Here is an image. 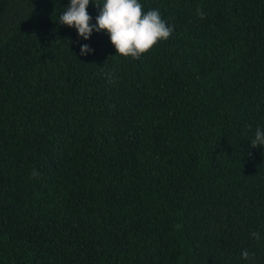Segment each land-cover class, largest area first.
Returning <instances> with one entry per match:
<instances>
[{
    "label": "trees",
    "instance_id": "1",
    "mask_svg": "<svg viewBox=\"0 0 264 264\" xmlns=\"http://www.w3.org/2000/svg\"><path fill=\"white\" fill-rule=\"evenodd\" d=\"M138 2L134 59L0 0V264H264V0Z\"/></svg>",
    "mask_w": 264,
    "mask_h": 264
},
{
    "label": "clouds",
    "instance_id": "2",
    "mask_svg": "<svg viewBox=\"0 0 264 264\" xmlns=\"http://www.w3.org/2000/svg\"><path fill=\"white\" fill-rule=\"evenodd\" d=\"M89 0H70V4L60 16V24L75 27L77 35L87 41L93 32L105 31L114 46L116 55L138 59L149 52L158 41L167 40L173 32V26L166 25L157 9L145 12L138 0H104L103 5L94 4L99 8L96 23L90 25L91 17L87 12ZM201 19L203 12L198 10ZM93 50L88 44L80 46V55L91 54ZM252 148L264 149V129L257 128L255 138L250 142ZM32 175L39 174L33 170ZM258 238V233L253 232ZM254 255V254H251ZM247 249L241 258L251 259Z\"/></svg>",
    "mask_w": 264,
    "mask_h": 264
}]
</instances>
